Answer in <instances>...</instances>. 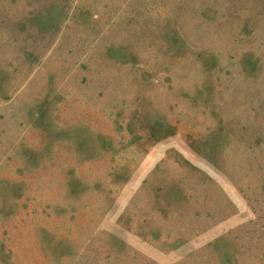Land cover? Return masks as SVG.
<instances>
[{
	"label": "rangeland",
	"instance_id": "1",
	"mask_svg": "<svg viewBox=\"0 0 264 264\" xmlns=\"http://www.w3.org/2000/svg\"><path fill=\"white\" fill-rule=\"evenodd\" d=\"M0 264H264V0H0Z\"/></svg>",
	"mask_w": 264,
	"mask_h": 264
}]
</instances>
